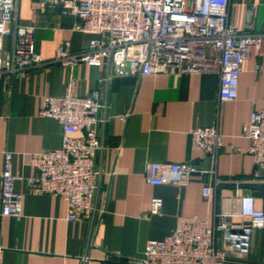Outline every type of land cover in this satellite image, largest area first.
<instances>
[{
  "label": "crops",
  "instance_id": "1",
  "mask_svg": "<svg viewBox=\"0 0 264 264\" xmlns=\"http://www.w3.org/2000/svg\"><path fill=\"white\" fill-rule=\"evenodd\" d=\"M59 9L40 0H17L16 19L34 26L32 42L43 63L23 76L0 78V173L4 153L11 152L12 173L17 176L14 188L22 196L20 216L0 214L4 264H133L147 240L166 236L178 216L195 215L211 223L214 198L231 208L236 192L252 193V185L237 186L233 181L251 177L255 169L246 152L243 125L262 106L264 56L244 61L237 98L229 102H219L216 72L116 77L106 64L61 66L53 62L60 41H68L76 52L96 35L74 29L78 19L60 14ZM227 19L241 32L261 31L264 0H228ZM2 44L9 48L11 38L5 37ZM107 75L110 78L99 84L98 79ZM70 79L74 94L84 96L98 88L104 104L95 126L102 148L94 157V209L90 218L81 220L67 218L68 208L60 196L26 187V179L36 173L29 164L31 155L61 144L62 125L39 115L42 100L62 96ZM213 125L223 138L216 158L190 145L192 130ZM153 161L188 162L206 172L194 174L186 185H151L144 171ZM209 170L223 182L214 186ZM206 185L215 187L212 199L203 195ZM155 196L162 199V206L151 213L150 200ZM254 196L256 206L264 209V187ZM249 260L264 264L259 230Z\"/></svg>",
  "mask_w": 264,
  "mask_h": 264
},
{
  "label": "built area",
  "instance_id": "2",
  "mask_svg": "<svg viewBox=\"0 0 264 264\" xmlns=\"http://www.w3.org/2000/svg\"><path fill=\"white\" fill-rule=\"evenodd\" d=\"M60 14L78 19L74 29L95 34L79 51L73 52L68 41H60L53 62L71 66L78 62L111 66V76L134 73L216 72L219 77V102L237 98L238 78L247 58L264 56V26L259 32H241L228 22V0H40ZM17 0H0V78L23 76L43 63L35 50L33 25L16 19ZM11 38L9 48L3 39ZM259 70V64L255 65ZM110 78L98 79L102 84ZM69 80L62 96H44L39 115L58 121L63 128L58 148L32 154L29 164L36 170L26 179L31 192L54 193L67 205L68 219L92 216L93 194L97 189L94 157L102 144L95 126L104 107L98 88L84 96L73 92ZM246 152L253 157L251 177L234 180L238 186L264 187V98L262 106L250 113L243 125ZM191 148L216 158L223 138L215 125L191 131ZM11 152H5L0 173V214L21 215V194L15 190ZM205 170L188 162H148L145 181L151 185H186L192 176ZM212 175L214 186L222 183ZM215 188V187H214ZM214 188L206 185L203 195L214 197ZM231 208H224L214 198L212 221L195 215L178 216L175 225L162 239H149L143 254L133 264H255L249 260L255 231L262 233L264 244V209L257 207L252 193H235ZM162 206L160 197L150 200V212ZM219 243V244H218ZM0 246V264L2 260Z\"/></svg>",
  "mask_w": 264,
  "mask_h": 264
},
{
  "label": "water",
  "instance_id": "3",
  "mask_svg": "<svg viewBox=\"0 0 264 264\" xmlns=\"http://www.w3.org/2000/svg\"><path fill=\"white\" fill-rule=\"evenodd\" d=\"M251 190H252L253 195L259 196L261 194L262 187L261 186H251Z\"/></svg>",
  "mask_w": 264,
  "mask_h": 264
}]
</instances>
